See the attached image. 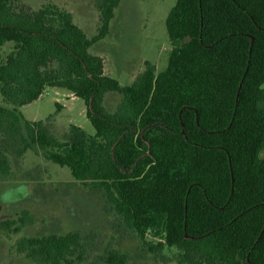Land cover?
I'll list each match as a JSON object with an SVG mask.
<instances>
[{"label":"trees","instance_id":"trees-1","mask_svg":"<svg viewBox=\"0 0 264 264\" xmlns=\"http://www.w3.org/2000/svg\"><path fill=\"white\" fill-rule=\"evenodd\" d=\"M122 0H95L99 33L90 38L73 14L0 0V175L9 153L40 150L75 179L107 194L108 204L151 251L177 248L179 264H264V0H177L167 18L168 66L148 62L128 86L106 74L91 48L111 31ZM48 88L87 105L96 129L71 125L61 139L21 108ZM108 93L123 95L117 111ZM28 213L0 224L21 231ZM160 237L157 245L147 236ZM79 231L24 237L17 251L36 264H76ZM107 264H128L113 250Z\"/></svg>","mask_w":264,"mask_h":264},{"label":"rangeland","instance_id":"rangeland-1","mask_svg":"<svg viewBox=\"0 0 264 264\" xmlns=\"http://www.w3.org/2000/svg\"><path fill=\"white\" fill-rule=\"evenodd\" d=\"M38 10L54 3L73 14L75 23L90 38L99 33L101 13L95 0H16ZM177 0H122L116 9L110 34L97 42L93 54L105 60V72L123 86L131 85L150 62L158 72L169 63L172 43L167 18ZM13 45L0 46V63L12 53ZM123 95L108 93L105 107L117 111ZM0 105L14 107L0 92ZM28 121H44L65 139L71 125L82 127L87 134L96 129L87 116L83 99L73 98L70 91L48 88L42 97L21 108ZM20 149V148H18ZM9 153L12 174L0 175V224L18 220L28 213L21 231L0 234V264H36L17 251V242L24 237L63 235L79 231L84 237L86 253L76 264H107L105 257L113 250L129 256L128 264H179L180 251L165 247L151 251L145 243L108 204L107 194L77 181L67 167L49 161L40 150L18 155ZM157 246L162 239L148 235Z\"/></svg>","mask_w":264,"mask_h":264},{"label":"crops","instance_id":"crops-1","mask_svg":"<svg viewBox=\"0 0 264 264\" xmlns=\"http://www.w3.org/2000/svg\"><path fill=\"white\" fill-rule=\"evenodd\" d=\"M70 93H71V92H70ZM71 95H72L73 98H76V96H75L73 93H71Z\"/></svg>","mask_w":264,"mask_h":264}]
</instances>
